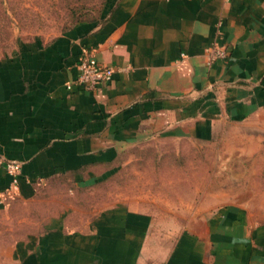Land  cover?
<instances>
[{
  "label": "crops",
  "instance_id": "1",
  "mask_svg": "<svg viewBox=\"0 0 264 264\" xmlns=\"http://www.w3.org/2000/svg\"><path fill=\"white\" fill-rule=\"evenodd\" d=\"M83 49L113 68L91 91L73 82ZM237 127L264 139V0H105L97 19L0 59V156L21 163L0 205L59 180L76 196L131 146L210 143ZM10 180L0 168V194ZM75 211L8 243L0 264H264V211L243 204L180 221L124 201Z\"/></svg>",
  "mask_w": 264,
  "mask_h": 264
},
{
  "label": "rangeland",
  "instance_id": "2",
  "mask_svg": "<svg viewBox=\"0 0 264 264\" xmlns=\"http://www.w3.org/2000/svg\"><path fill=\"white\" fill-rule=\"evenodd\" d=\"M105 0H0V59L27 41H48L75 23L97 19ZM236 132L230 136L228 132ZM244 129L227 131L210 143L157 138L127 148L119 168L105 181L78 189L66 181L41 186L27 200L0 205V252L42 227L54 214L76 209L74 220L87 219L118 201L145 209L184 215L227 203L264 211V139ZM74 206L75 208H72ZM69 216V215H68Z\"/></svg>",
  "mask_w": 264,
  "mask_h": 264
},
{
  "label": "built area",
  "instance_id": "3",
  "mask_svg": "<svg viewBox=\"0 0 264 264\" xmlns=\"http://www.w3.org/2000/svg\"><path fill=\"white\" fill-rule=\"evenodd\" d=\"M224 52L216 49L214 56H222ZM77 76L74 83L81 85L86 90H93L98 84L108 81L112 75L113 68L100 63L94 54L83 49L77 57ZM70 85L68 84L67 87ZM0 168L10 176L11 180L5 193L0 194V204L8 197H11L17 190L19 176L21 173V163L18 160L7 159L0 156Z\"/></svg>",
  "mask_w": 264,
  "mask_h": 264
}]
</instances>
